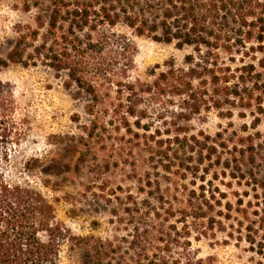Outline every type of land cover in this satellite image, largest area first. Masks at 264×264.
<instances>
[{
    "label": "trees",
    "instance_id": "1",
    "mask_svg": "<svg viewBox=\"0 0 264 264\" xmlns=\"http://www.w3.org/2000/svg\"><path fill=\"white\" fill-rule=\"evenodd\" d=\"M0 1L17 3L31 19L16 28L18 37L0 56V69L44 66L56 76L66 73L67 87L81 90L89 99L86 111L94 117L82 144L97 135L105 144L109 128L116 124L130 135L132 144L122 145L127 157L134 154L133 144L143 146L134 172L149 176L163 164L162 171L169 176L201 182L180 211L185 225L191 218L196 224L208 220L214 226L209 215L227 195L217 197V187L207 190L213 182L247 188L243 196L237 195L236 209L227 203L226 216L242 217L238 240L248 243L258 264H264V134L236 140L226 139L223 132L214 137L192 135L189 125L196 116L225 109L231 118L235 110L243 112V119L250 112L253 130L264 123V0ZM119 28L191 53L182 67L172 60L165 71L153 73L152 83L141 82L132 78L135 47ZM10 97L0 82V141L6 144L15 130L8 122ZM153 115L168 127L170 139L141 138L142 132L151 131L146 122ZM250 197L253 213L242 209L243 198ZM177 236L159 239L163 246L153 255L141 251L125 256L114 242L73 235L40 190L8 181L0 171V264H62L66 247L88 249L97 264H204L187 250L189 242L182 244ZM181 248L183 252L173 258L174 250Z\"/></svg>",
    "mask_w": 264,
    "mask_h": 264
},
{
    "label": "rangeland",
    "instance_id": "2",
    "mask_svg": "<svg viewBox=\"0 0 264 264\" xmlns=\"http://www.w3.org/2000/svg\"><path fill=\"white\" fill-rule=\"evenodd\" d=\"M30 22V16L24 15L17 3L0 1V56L17 39L18 25ZM118 31L135 47L132 78L144 83H152L153 73L165 71L172 60L182 67L185 57L191 53L137 37L126 29ZM67 81L66 73L56 76L44 66L0 69V82L11 94L8 122L15 124L8 144L0 141V171L8 181L27 183L40 190L54 204L59 221L76 237L90 238L92 242L99 239L114 242L128 257L141 251L153 255L163 246L159 239L178 233L180 242L188 241L187 250L204 264H258L260 259L248 243L238 240V223L242 217L237 213L226 216L229 214L225 209L227 203L236 209L237 195L243 196L247 188L235 184L226 188L213 182L207 190L217 187V197L222 193L227 195L221 200V206L216 205L209 215L214 226L211 228L208 220L196 224L191 218L185 225L180 211L186 207L190 192L201 182L169 176L162 171L163 164L149 176L143 171L134 172L133 166H139V158L136 160L139 148L143 146L133 144L134 154L127 157L122 145L132 144L130 135L116 128V124L109 128L105 144L99 135L82 144L81 139L88 136L94 117L86 111L89 99L77 86L67 87ZM170 110L176 111L175 107ZM227 111L212 110L196 116L189 124L190 133L214 137L223 132L226 139L235 140L240 136L264 134V123L256 130L251 129L255 118L250 112L243 119L241 110H235L232 118L226 116ZM167 122L171 123L170 119ZM147 123L151 131L142 132L143 140L171 138L166 134L168 127L154 115ZM244 127L247 133L243 132ZM250 201L251 197L243 198L242 209L253 213L255 208H250ZM189 228L193 230L191 235ZM182 248L174 250L173 258L183 252ZM62 264L97 263L88 249L72 251L66 247Z\"/></svg>",
    "mask_w": 264,
    "mask_h": 264
}]
</instances>
